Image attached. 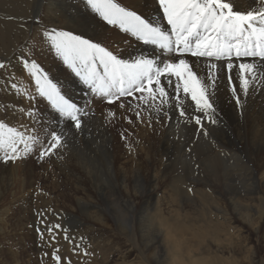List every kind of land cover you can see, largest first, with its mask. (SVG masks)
Here are the masks:
<instances>
[{
	"label": "bare ground",
	"instance_id": "6f19581e",
	"mask_svg": "<svg viewBox=\"0 0 264 264\" xmlns=\"http://www.w3.org/2000/svg\"><path fill=\"white\" fill-rule=\"evenodd\" d=\"M34 1L36 2L34 3ZM118 2L129 10L149 19L154 24L167 28L166 21L162 18V10L159 9L156 0H126V3H121V0H118ZM233 3L239 10H251L261 6L258 2L254 3V0H233ZM28 4L27 11H31L30 18L24 20L22 16H17L18 25H24L25 23L34 25L43 22L49 33H53V30L70 32L99 44L111 51L118 59L130 63L138 58H146L156 60L158 66L162 67L163 65L159 64V61L178 62L181 58L187 60L190 65L194 66L197 75L205 78V86L213 108L207 114L197 110L195 102L191 100L189 95L184 94L182 89L179 93L175 91L176 77H170L173 83L167 86V91L170 94L167 103L161 102L162 98L159 93L153 99L147 91H144V97H147L146 103L138 97L139 94L135 91L131 96L126 97L117 94V97L109 102L108 96L94 92L92 90L93 85L85 83L82 77L87 75L88 68H82L79 61L76 62L75 69L66 64L55 50L51 39L45 35L46 32L38 31L36 28L35 30L32 28L28 31L25 30L26 34L20 41L23 45L18 46L14 54L12 52L15 46L12 50H7L8 52L3 53L4 55H1L0 59V62L3 60V64L0 63L2 65L0 67V101L3 104V107L0 108V122L21 134L15 137L17 141L15 144L16 153H13L11 148H0V264H6V261L9 260L4 259V254L7 252L10 253L11 261L18 264V254L11 250L4 251V248L11 249L19 243H22L23 246L24 237L20 235L21 233L18 234L20 235L18 238H16L17 236L14 237L13 231L22 230L28 235L30 229L19 223L20 218L16 222L9 223L11 220L9 216H20L19 213H14L17 211L15 205L19 202L20 204L27 202L32 198L34 192L37 194L36 197L40 198L42 196V194L37 193L38 190L34 187L35 181L32 178L33 175H31L33 159L30 153L35 148L34 145H38L39 150L43 153L47 152L51 145L55 143L52 139L53 132L60 137L61 142L51 152L45 165L44 160H37H41L39 162L42 167L55 165L65 172L66 176L74 177L77 191L78 189L83 192L87 191L89 187L85 189L86 185L84 187V183L95 181L92 184L95 195L102 196V199L105 198L106 193H109L106 190L108 186L111 191L114 190L115 196L120 200L119 202L129 205V209L132 210L135 208L132 203L133 198L138 201L141 200L139 203L142 204V207H145L158 195V187L163 180L167 178V180L174 182L176 179H180V176L167 177V169L193 168L202 161L203 164L206 163L211 167L213 165L218 168L228 165V160H231L234 162V168L230 170L232 172L228 174V178L231 177L232 180L243 182V190L240 192L232 188V190H229V187L228 191L219 192V195H224L227 202L232 205H241L240 202L243 198L259 204L258 209H255L258 215L255 222L257 225L263 224L264 75L261 76L259 81L250 83L247 91L243 90L239 78L240 63L251 62L253 58L217 59L176 54L175 51L168 52L158 46L145 43L122 29H118L120 28L118 25L108 24L99 14L93 11L87 4V0H29ZM23 12H25V8ZM10 54L11 56L7 58ZM255 59L259 61L260 58ZM33 62L37 64L40 73L47 75L52 83L56 84L60 95L68 103L76 106L75 115L81 125L79 128L76 127L75 121L70 117L62 116L46 96L39 94L36 79L30 73L29 68L26 67V63L30 66ZM96 63L99 64L98 61ZM229 63L233 64L232 69L228 68ZM210 64H215L216 68L214 70L210 69ZM90 67L91 65H89ZM77 70H80V75H77ZM97 71L102 74L103 69L97 67ZM40 73L37 75H40ZM210 73H214V79H208ZM247 78L252 79L250 76ZM152 87L154 88L155 85L153 84ZM233 89H235V93ZM177 97L184 102L182 108L176 107V99L174 98ZM237 98L240 100L239 104L236 102ZM182 110L185 112L183 116L180 114ZM197 117L201 120L200 124L195 122ZM117 123L120 126L124 125L126 128L137 129V133L143 140L141 150L145 154V160L142 162L133 161L134 166L138 169L133 175L126 173V161L122 159L117 149L119 140L115 125ZM94 129L98 132L97 143L91 139L93 132H95ZM202 130L208 132L206 134L211 139L210 145L203 153V159H201V155L195 146L196 139L198 140ZM120 133H125V131ZM137 133L135 134L138 136ZM154 135L157 136V141H155L156 147L154 156H152L151 150L144 148V142L153 144L152 139L154 137H151ZM118 145L121 147L120 143ZM88 146L95 149L96 152H92ZM6 155L15 158L5 159ZM193 156L196 157L193 158ZM94 166H101L107 171L108 184H105L106 188L93 178L94 175L91 171ZM149 166L158 169L157 175L150 176L146 173L148 176L146 177L147 182L149 183L142 184L141 189L132 196L130 192L131 181L134 177L136 178L135 181L138 180V177L143 179L145 175L139 171V168L141 170L146 167L147 170ZM233 171L238 172L234 174ZM163 172H165V176ZM226 179V175L222 179L220 176L219 183L225 184ZM213 181L217 182V179ZM203 184L207 185L206 183ZM84 194L86 195V193ZM89 195L90 193L87 196ZM43 197H41L42 201L45 200L42 199ZM76 198L81 207L80 209L84 210L90 207L95 209L97 207L94 211L96 218L100 222L104 219L103 216H97L101 215L97 211L100 206L97 202L82 200L80 197ZM212 202V209L216 213L220 214L222 211H227L218 202ZM248 203L247 205H250V202ZM140 204L138 208H141ZM47 206L49 211L46 213H50L48 214L55 226L58 225L56 223H61L60 226H63L64 220L77 217L73 211H66L62 207L60 208V205L49 202ZM250 215L248 212L245 214L246 217H250ZM119 216L122 217V215ZM119 216L117 215V217ZM125 221V219L121 221V225ZM131 226L133 227V223ZM47 227L44 225L40 230L42 232L46 231L48 230ZM57 230L61 235V241L65 243L64 247L69 250L77 248L74 241L69 243L72 238L68 237L67 233L61 230V227ZM157 230L163 235H167L168 229H165V224L162 221L157 222ZM149 233L148 236H150ZM152 248H155V246L148 244L145 246L146 251H151ZM170 248V255L168 254L172 261L170 263L192 264L183 262L178 253L180 250L177 252L178 247L172 244ZM207 250L210 251V248L205 249V252L209 253ZM205 258L198 261L202 263ZM207 264L213 263L208 262Z\"/></svg>",
	"mask_w": 264,
	"mask_h": 264
},
{
	"label": "rangeland",
	"instance_id": "374dc122",
	"mask_svg": "<svg viewBox=\"0 0 264 264\" xmlns=\"http://www.w3.org/2000/svg\"><path fill=\"white\" fill-rule=\"evenodd\" d=\"M28 1L0 0V59L1 55H4L3 53L12 50L14 46L13 54L17 51L18 46L21 47L23 45L20 41L26 34L25 30L28 31L31 28L35 30L36 28L38 31L46 32L45 35L49 33L43 22L34 25H29V23H25V26L18 25L17 16H22L24 20L30 18L31 11H27ZM121 3H126V0H121ZM24 8L25 12H23ZM0 63L3 64V60ZM136 93L139 94V98L145 96L144 92ZM2 107L3 104L0 101V108ZM115 125L117 127L116 133L117 135L119 134L118 143L121 146L119 147L117 143L118 152L121 154L122 159L126 161V173L133 175L138 170L134 166L135 163L133 161L142 162L145 160V154L141 150L143 140L137 133V129L126 128L124 125L120 126L119 123ZM120 129L122 132L125 131V133H120ZM94 131L91 139L96 142L98 132L96 129ZM200 133L198 140L196 139L195 146L201 155V159H203V153L210 145L211 139L206 134L208 132L202 130ZM203 137L204 139H202ZM151 138H153V144L144 142V148L151 150V154L154 156L157 136L154 135ZM148 143L150 142L148 141ZM34 147L30 153L33 159L31 175H33L32 178L35 181L34 187L37 188V193L42 194L41 197L44 196L42 199L45 200L42 201L41 197H36L35 195L37 194L34 192L32 198L27 202L23 204L19 202L15 205L17 211L14 213H19L20 216H9L11 219H9V223L16 222L20 218L19 223L24 224L25 228L29 227L28 229L31 230H29L28 235L22 230L13 231L14 237L17 236L16 238H18L20 235L24 237V245L22 246V243H19V245L11 247V249H7L8 247L4 248V251L11 250L18 254V264H173L170 263L171 259L169 256L172 244L178 247L177 252L180 250L178 253L184 263L264 264V222L261 225H257L255 222L258 216L255 209H258L259 204L243 198L240 202L241 205H232L227 202V198L224 195H219V192L228 191L229 187V190L234 189L239 192L243 190V182L232 180L231 177L228 178V174L232 172L230 170L234 168L233 161L228 160V165L218 168L213 165L211 167L206 163L203 164L202 161V163L195 165L193 168L167 169V177L180 176V179L172 182L165 177L166 180L159 184L158 195L145 207H142V204L139 203L141 200L138 201L132 197V203L135 205L134 210H132L131 208L129 209V205L121 204L120 200L115 196L114 190L111 191L108 186L106 190L109 193H106L104 199H102V196H96L92 185L95 181L84 183V187L86 185L85 189L89 187L87 191L83 192L79 189L77 191L74 177L66 176L65 172L55 165H47L46 168L40 165L39 161L41 160H44L45 165L54 149L42 156L41 153L43 151L39 150V146L34 145ZM88 148L92 152H96L95 149H91L89 146ZM195 157L193 156V158ZM38 159L41 160L37 161ZM103 169L101 166H94L91 173L94 175L93 178L98 181L97 183H101V186L106 188L105 184H108V176L107 171ZM139 171L143 172L145 177L143 179L138 177L136 181L134 177L133 182L131 181L130 192L132 196L141 189L142 184L149 183L147 182L146 177L148 176L146 173L150 176L158 173V169H154L152 166L147 167V170L146 167L141 170L139 168ZM44 172L45 174H43ZM233 172L235 174L238 171ZM163 175L165 176V172H163ZM225 175L227 183L220 184L219 177L221 176L222 179ZM215 179H217V182L213 181ZM89 193L90 195L87 196ZM76 197H80L82 200H89V202H97L100 205V210L98 209L97 211L101 214L97 216H103L104 219L100 222L96 218L94 211L97 207L95 209L94 207L83 208L84 210L80 209L81 207L77 203ZM212 201L218 202L227 211H222L220 214L216 213L212 209ZM49 202L60 205L59 207L66 211H73L77 217H70L68 218L69 220H64L63 226H60L61 223H56L58 227L55 226L49 216L50 213H46L49 211L47 206ZM248 202H250V205H247ZM139 204L141 208H138ZM102 212L104 213L103 215ZM247 212L251 214L250 217L245 216ZM117 215H122V217H117ZM120 219L121 221L125 219V223L128 222L126 223L128 227L124 222L121 225ZM156 221H162L165 224V229L169 231H167V235H163L157 230ZM132 223L133 227L131 226ZM44 225L48 226V230L42 232L40 229ZM60 227L61 230L67 233L68 237L72 238L69 243L74 241L75 245L77 244V248L69 250L64 247L65 243L61 241V235H59L57 230ZM148 233L150 236H148ZM147 244L150 246L154 245L155 248H152L153 250L151 251H146L145 246ZM207 247L210 248V251L207 250L209 253L205 252ZM142 250L145 251L143 252ZM9 256L10 253L8 252L4 254V259H9L6 264H15ZM203 258L205 259L202 263L198 261Z\"/></svg>",
	"mask_w": 264,
	"mask_h": 264
},
{
	"label": "snow or ice",
	"instance_id": "6c2138e0",
	"mask_svg": "<svg viewBox=\"0 0 264 264\" xmlns=\"http://www.w3.org/2000/svg\"><path fill=\"white\" fill-rule=\"evenodd\" d=\"M255 2L261 6L239 10L233 0H156L163 13L162 18L170 26L169 30L122 6L118 0H87L93 11L108 24L118 25L137 39L168 52H190L194 57L217 59L253 58L251 62H241L239 65V78L244 91L248 90L250 83L259 81L264 75V0ZM46 35L66 64L75 69L79 61L82 68H88L87 75L82 77L85 83L93 85L94 92L108 96L109 102L117 94L131 96L134 91H147L153 99L159 93L161 102L167 103L170 99L167 86L173 83L170 77H176L175 91L179 93L182 89L184 94L189 95L197 110L207 114L213 108L205 78L199 77L194 66L185 59L181 58L178 62L159 61L162 67L154 59L138 58L130 63L118 59L99 44L70 32L53 30V33ZM255 58L260 59L256 61ZM26 67L36 79L39 94L46 96L62 116L70 117L79 128L81 125L75 115L76 106L60 95L56 84L47 75L40 73L35 62L30 66L26 63ZM97 67L103 69L102 74L97 71ZM209 68L214 70L216 65L210 64ZM228 68L232 69L233 64L229 63ZM77 75H80V70H77ZM248 76L252 79L249 80ZM208 79H214V73H210ZM233 91L235 93V89ZM140 99L147 102V97ZM174 99L176 107L182 108L184 102L178 97ZM236 102L240 103L239 98ZM180 114L183 116L185 112L182 110ZM195 122L200 124V118H195ZM20 135L15 129L0 122V148H11L16 153L15 137ZM52 139L55 143L47 152L41 153L42 156L60 145V137L55 132L52 133ZM12 158L15 157L5 156V159Z\"/></svg>",
	"mask_w": 264,
	"mask_h": 264
}]
</instances>
